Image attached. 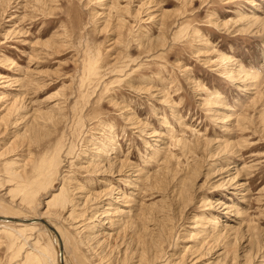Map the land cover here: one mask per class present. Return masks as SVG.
Wrapping results in <instances>:
<instances>
[{
	"label": "rangeland",
	"instance_id": "rangeland-1",
	"mask_svg": "<svg viewBox=\"0 0 264 264\" xmlns=\"http://www.w3.org/2000/svg\"><path fill=\"white\" fill-rule=\"evenodd\" d=\"M0 216L64 264H264V0H0ZM19 223L0 264H59Z\"/></svg>",
	"mask_w": 264,
	"mask_h": 264
},
{
	"label": "bare ground",
	"instance_id": "bare-ground-1",
	"mask_svg": "<svg viewBox=\"0 0 264 264\" xmlns=\"http://www.w3.org/2000/svg\"><path fill=\"white\" fill-rule=\"evenodd\" d=\"M231 60V59H230ZM14 175V174H13ZM46 185V184H45ZM63 189V188H62ZM61 189V190H62ZM85 190V189H84ZM89 194V193H88ZM89 198V197H88ZM70 199V198H69ZM87 201V200H86ZM97 201V200H96ZM67 203V202H66ZM73 206H74V204H73ZM73 210L74 209H72L71 210V213L73 212ZM1 217V216H0ZM2 217H5V216H2ZM5 218H7V217H5ZM10 218H12V217H10ZM12 219H15V220H11V221H7V220H3V219H0V221H6V222H13V223H17V222H20V223H41L42 225H44L48 230H50L45 224H48L46 221H44L42 218H32V219H26V220H29V222H24L23 221V218H12ZM74 221V220H73ZM19 223V224H20ZM48 225H50V224H48ZM51 226V225H50ZM54 229V228H53ZM51 231V230H50ZM52 232V231H51ZM57 232V230L55 231V229H54V232H52V234L54 235V237H56V238H54V240H55V242H56V244H57V250H58V257H59V264H64L63 263V247H62V238H61V236L58 234V233H56ZM6 236V235H5ZM22 246V245H21ZM60 246L62 247V252H60ZM196 256V255H195ZM17 263V262H16Z\"/></svg>",
	"mask_w": 264,
	"mask_h": 264
},
{
	"label": "water",
	"instance_id": "water-1",
	"mask_svg": "<svg viewBox=\"0 0 264 264\" xmlns=\"http://www.w3.org/2000/svg\"><path fill=\"white\" fill-rule=\"evenodd\" d=\"M0 219H3V220H7V221H11V220H15V219H12V218H10V217H7V218H5V217H0ZM23 221L24 222H29V220H26V219H23ZM52 232H54V229H53V227H51L50 225H48V224H45ZM60 252H62V247L60 246Z\"/></svg>",
	"mask_w": 264,
	"mask_h": 264
}]
</instances>
